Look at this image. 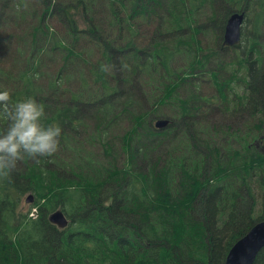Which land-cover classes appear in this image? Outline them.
I'll return each mask as SVG.
<instances>
[{
	"label": "trees",
	"instance_id": "obj_1",
	"mask_svg": "<svg viewBox=\"0 0 264 264\" xmlns=\"http://www.w3.org/2000/svg\"><path fill=\"white\" fill-rule=\"evenodd\" d=\"M6 9L0 50L19 32L7 52L18 76L0 68V91L43 104L61 136L53 156L0 179V264H225L264 221V0H0ZM237 13L242 40L227 47ZM206 78L216 94L202 92ZM25 195L35 220L17 214ZM59 210L65 229L49 221Z\"/></svg>",
	"mask_w": 264,
	"mask_h": 264
},
{
	"label": "clouds",
	"instance_id": "obj_2",
	"mask_svg": "<svg viewBox=\"0 0 264 264\" xmlns=\"http://www.w3.org/2000/svg\"><path fill=\"white\" fill-rule=\"evenodd\" d=\"M45 116V106L35 99L13 102L9 91H0V121L7 124L0 130V179H9L25 158L39 163V157L58 152L61 128L58 124L45 126Z\"/></svg>",
	"mask_w": 264,
	"mask_h": 264
},
{
	"label": "water",
	"instance_id": "obj_3",
	"mask_svg": "<svg viewBox=\"0 0 264 264\" xmlns=\"http://www.w3.org/2000/svg\"><path fill=\"white\" fill-rule=\"evenodd\" d=\"M245 22L244 14L232 15L226 25L225 43L234 46L240 42L242 28ZM170 125L169 120H160L155 123V128L164 130ZM29 198L28 201H31ZM50 221L60 229L68 225L62 211H56L50 215ZM264 250V221L258 222L243 238L238 240L230 249L225 264H255L258 256Z\"/></svg>",
	"mask_w": 264,
	"mask_h": 264
},
{
	"label": "rangeland",
	"instance_id": "obj_4",
	"mask_svg": "<svg viewBox=\"0 0 264 264\" xmlns=\"http://www.w3.org/2000/svg\"><path fill=\"white\" fill-rule=\"evenodd\" d=\"M0 17H3V19H8L9 20L10 19L9 10L6 9V14H5L4 10L2 12H0ZM8 20L6 22H8ZM53 25H54V28H53L52 36L56 37L57 40L60 41L59 40V36L61 37L63 35L62 34L63 26L60 25L59 23H56V22ZM4 32L7 33V29H5L4 23H2L0 21V36H3ZM18 36H19V32L15 31L14 34L11 36L10 40L6 41V42H10V43H6L4 45V47H2V49L0 50V56L2 58V62L0 63V68L5 70L6 72L9 69V72H11L13 77H17L18 76V71L12 67L13 66L12 59L7 57V52L9 51V52L13 53V51H15ZM60 64H61V56L56 54L55 55V60L52 62L51 69L58 73V71L60 70ZM202 85L203 86H202L201 90H202V92L205 95L211 96L213 94H216V89L210 83V80H208V78L205 79V82H203ZM78 86L79 85H76V87H71V90L72 91L78 90ZM209 118H211V119L208 120V122H213V121H216L218 119V118H216V116H210ZM155 122H156V120L154 121V125H155ZM208 122H204L202 124V125L206 126V127H204V129H206L208 131L211 130L212 128L214 129V131H218L219 130L218 126L210 125ZM29 197H30V195H25V196L22 197V201H21V204L19 206V209L17 210V214L19 213V211L22 212V213L28 212V210L31 208V205L34 204V199H33L32 202H29V203L26 202L27 198H29ZM260 208H261L260 205H258L257 208H256V214L255 215H257V213H259Z\"/></svg>",
	"mask_w": 264,
	"mask_h": 264
},
{
	"label": "bare ground",
	"instance_id": "obj_5",
	"mask_svg": "<svg viewBox=\"0 0 264 264\" xmlns=\"http://www.w3.org/2000/svg\"><path fill=\"white\" fill-rule=\"evenodd\" d=\"M237 14H240V13H237ZM244 16H245V14H244ZM246 18V17H245ZM158 121H160V120H157L156 122H158ZM155 122V123H156ZM154 127H155V125H154ZM31 198V197H30ZM29 199V198H28ZM33 201V199L30 201V202H32ZM40 214V211H39V208L38 207H32L31 208V211H30V213H29V218L30 219H33V220H35V219H37L38 218V215ZM65 215V214H64ZM66 217V216H65ZM66 220H67V222H68V225H69V220L67 219V217H66ZM49 221H50V218H49ZM50 223L51 224H53L51 221H50ZM53 225H55V224H53ZM68 225L65 227V228H67L68 227ZM56 227H58L57 225H55ZM59 228V227H58ZM65 228H63V229H65ZM60 229V228H59Z\"/></svg>",
	"mask_w": 264,
	"mask_h": 264
}]
</instances>
